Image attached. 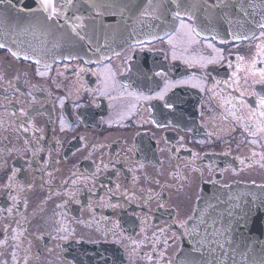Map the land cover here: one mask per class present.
Masks as SVG:
<instances>
[{"label":"flooded vegetation","instance_id":"1","mask_svg":"<svg viewBox=\"0 0 264 264\" xmlns=\"http://www.w3.org/2000/svg\"><path fill=\"white\" fill-rule=\"evenodd\" d=\"M262 31L41 66L0 48V264H174L203 186H264ZM166 81L173 109L143 98Z\"/></svg>","mask_w":264,"mask_h":264},{"label":"water","instance_id":"2","mask_svg":"<svg viewBox=\"0 0 264 264\" xmlns=\"http://www.w3.org/2000/svg\"><path fill=\"white\" fill-rule=\"evenodd\" d=\"M106 7L90 9L83 0H73V5L60 8L65 0H54V4L63 11L64 16L83 15L85 28L78 29L86 39L70 44L68 37L72 35L64 25L63 18L44 21L42 14L22 20L18 9L25 3L33 4V0H0V44L15 57L32 60L38 65H49L63 59L81 58L88 61H102L116 54L127 44L147 41L167 33L173 23L171 11L161 15L162 9L157 5L175 10L176 4L171 0H100ZM229 5L223 9L226 19L211 26H205L203 16L205 10L215 15L219 0H177L182 9L190 11L192 26L201 37L212 38L220 42L236 41L255 34L264 24V0H225ZM195 3L196 8H191ZM128 5V7H125ZM33 7L35 5L33 4ZM88 9V10H85ZM27 11V10H26ZM89 16L91 18H89ZM188 19V16H184ZM28 20L33 22L30 24ZM39 20L40 22H36ZM189 20V19H188ZM176 23V21H175ZM231 33V34H229ZM196 200L190 220L187 223L189 233L183 238L174 264H264V234H253L246 242L228 243L223 239L224 248L220 249L213 237L208 236L204 243H198L205 235L201 225V213L208 224L218 214H227L233 205L245 204L253 198H264V186L251 183H232L230 185L210 184L203 186ZM212 205V207H208ZM219 227V224L216 225ZM212 228L207 229L211 233ZM231 240V237H229ZM260 249V250H259ZM221 252L225 253L221 255Z\"/></svg>","mask_w":264,"mask_h":264},{"label":"snow or ice","instance_id":"3","mask_svg":"<svg viewBox=\"0 0 264 264\" xmlns=\"http://www.w3.org/2000/svg\"><path fill=\"white\" fill-rule=\"evenodd\" d=\"M171 2L172 4H176L175 10L165 7L163 3L158 4L157 8L162 9L161 15H167V13L171 11L173 17L172 27H176L177 34L183 37H187L189 43L193 42V34L199 35V33L191 24L185 23L184 16H188L189 20L192 19L190 11L184 10L182 14L181 6L177 3V0H171ZM33 4L35 5V7H33ZM33 4L25 3L21 8L17 10L18 13L22 14L20 16L22 20H27L29 16L35 18L37 12L42 14L44 21H52L54 17L57 19L63 18L65 23L60 27H67L69 32L72 34L68 37L70 44L79 43L86 39V35H81V33L78 31V29L85 28V25L83 23L73 22V20H84L85 17L83 15H76L75 13H73L71 18L64 16L63 11L59 10L56 4H54V0H33ZM83 4L88 5L90 9H99L102 7H106V5L101 3L100 0H83ZM68 5H73V0H65V3L61 5L60 8H67ZM125 7H128V5H125ZM196 7L197 5L195 3L191 4V8ZM214 7L219 9V11L215 13V15L209 14L207 10H205L203 16V22L205 23V26H211L215 23H218L219 21L226 19V13L223 12V9L228 8L229 5L225 2V0H219V4L215 5ZM89 18L91 17L89 16ZM177 20L179 21L178 27L175 24V21ZM28 22L31 24L33 21L28 20ZM36 22L40 21L36 20ZM260 27L264 29V24H261ZM165 35H168V33H165ZM260 35L264 37V31H262ZM215 38V36L212 37V39ZM173 40L174 38L170 36L168 42L170 44H173V47L175 48L176 45ZM3 47L4 45L0 44V48ZM208 47H212V45L209 44ZM258 47L260 48V53L264 54V46ZM213 51H215V49H213ZM175 58L176 56L175 54H173V59ZM215 62V59L206 61V63ZM141 75L145 74L141 73ZM156 75H163V73H156ZM259 77V82L264 83V69L259 70ZM179 83L181 82H176V84ZM176 84H170L166 81L164 89L158 92L155 96L143 98L161 100L164 103V108L173 109L175 106V102H169V100L165 99V96L167 95L170 87H175ZM260 106L264 107V99L260 100ZM261 115L264 116V112H262ZM258 130L260 132H264V126H261ZM208 207L211 208L212 205H209ZM189 219L191 218L189 217ZM200 223L201 225H204L206 235L201 241H198V243H204V240H207L208 236L215 238L211 242L217 243L220 249H223L225 246L224 243L220 242L221 239L230 244L236 242L244 243L248 239H250L253 234H264V198H253L252 201H249L245 204L233 205L226 215L221 213L218 214L217 217L212 218L211 224L207 223V220L204 218V213H201ZM217 224H219V227H216ZM208 228H212L211 233H207ZM194 231L195 229L192 230V232ZM192 232H190L189 234L191 235ZM229 237H231V240H229ZM224 254L225 253L221 252V255ZM189 264H195V262L190 261ZM217 264H222V262L217 260Z\"/></svg>","mask_w":264,"mask_h":264}]
</instances>
